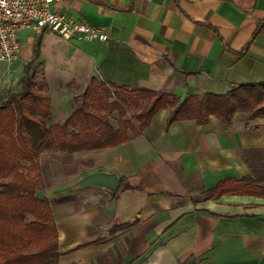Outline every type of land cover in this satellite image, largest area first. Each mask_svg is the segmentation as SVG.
<instances>
[{
    "label": "crops",
    "instance_id": "obj_1",
    "mask_svg": "<svg viewBox=\"0 0 264 264\" xmlns=\"http://www.w3.org/2000/svg\"><path fill=\"white\" fill-rule=\"evenodd\" d=\"M54 8L110 38L18 33L17 57L0 61V103L31 63L54 124L68 118L91 78L179 98L264 82V0H61ZM167 117L160 110L119 146L62 157L76 167L48 184L42 162L60 163L61 153L40 156L37 196L55 220L57 264H264V194L206 198L219 181L257 176L243 156L264 150V117L238 112L229 125L211 118L166 129ZM93 173L115 174L117 189L79 184ZM166 173L177 191L165 186ZM122 182L135 189L121 190ZM113 225L123 227L111 233Z\"/></svg>",
    "mask_w": 264,
    "mask_h": 264
},
{
    "label": "trees",
    "instance_id": "obj_2",
    "mask_svg": "<svg viewBox=\"0 0 264 264\" xmlns=\"http://www.w3.org/2000/svg\"><path fill=\"white\" fill-rule=\"evenodd\" d=\"M262 29L258 24L248 44ZM30 65L24 66L19 89L0 103V264L58 263L51 207L46 198L37 196L44 189L39 164L43 153L75 154L119 146L130 136L138 137L162 109L168 110L166 129L178 121L204 126L211 118L229 125L238 112L246 114L249 121L264 117V82L240 84L225 94L179 98L158 91L128 90L91 78L68 118L54 124L51 99L38 91ZM244 155L249 167L258 170L257 176L219 181L206 190L207 199L228 193L264 194V150ZM259 184H263L260 189ZM120 189L135 187L122 182ZM122 227L113 225L110 232Z\"/></svg>",
    "mask_w": 264,
    "mask_h": 264
},
{
    "label": "built area",
    "instance_id": "obj_3",
    "mask_svg": "<svg viewBox=\"0 0 264 264\" xmlns=\"http://www.w3.org/2000/svg\"><path fill=\"white\" fill-rule=\"evenodd\" d=\"M61 0H0V61L11 63L18 54V33L45 32L65 38L96 39L107 43L109 36L99 27L74 21L54 8Z\"/></svg>",
    "mask_w": 264,
    "mask_h": 264
},
{
    "label": "rangeland",
    "instance_id": "obj_4",
    "mask_svg": "<svg viewBox=\"0 0 264 264\" xmlns=\"http://www.w3.org/2000/svg\"><path fill=\"white\" fill-rule=\"evenodd\" d=\"M3 63L0 62V69H2L3 67ZM19 84V83H18ZM15 86L10 89L9 91H7L6 95L10 94L12 91L16 90V86L17 84H14ZM116 117V115L114 114V118ZM127 117L131 118V113H128ZM61 155V159L62 157L68 156L70 154H64L61 153L59 154ZM62 161V162H61ZM60 161V163H53V162H48L47 160H43L42 165H41V169L43 171L44 177H45V182L48 184L49 181L52 179V177L55 175V173H57V175H61V174H71V170H73V168L76 167L75 162L74 163H69L67 158L66 159H62ZM251 170V169H250ZM251 172L254 175L255 170H251ZM165 179L164 183L165 186L169 189V190H174L177 191V181H172V178L170 177V174L166 173L165 177H163ZM180 188V187H178ZM71 199H75V196H72ZM70 199V200H71Z\"/></svg>",
    "mask_w": 264,
    "mask_h": 264
},
{
    "label": "water",
    "instance_id": "obj_5",
    "mask_svg": "<svg viewBox=\"0 0 264 264\" xmlns=\"http://www.w3.org/2000/svg\"><path fill=\"white\" fill-rule=\"evenodd\" d=\"M178 74L179 73H175ZM81 186H93L97 188H104L108 191H115L119 184L118 177L113 173H93L79 182Z\"/></svg>",
    "mask_w": 264,
    "mask_h": 264
}]
</instances>
